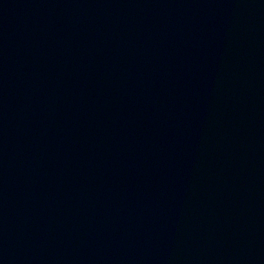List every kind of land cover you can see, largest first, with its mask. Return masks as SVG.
Masks as SVG:
<instances>
[{
    "label": "water",
    "instance_id": "1",
    "mask_svg": "<svg viewBox=\"0 0 264 264\" xmlns=\"http://www.w3.org/2000/svg\"><path fill=\"white\" fill-rule=\"evenodd\" d=\"M0 264H264V0H0Z\"/></svg>",
    "mask_w": 264,
    "mask_h": 264
}]
</instances>
